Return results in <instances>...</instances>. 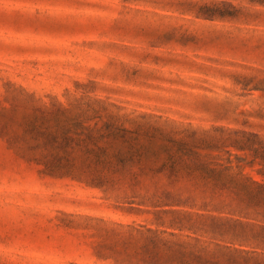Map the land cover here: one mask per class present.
<instances>
[{"label": "rangeland", "instance_id": "1", "mask_svg": "<svg viewBox=\"0 0 264 264\" xmlns=\"http://www.w3.org/2000/svg\"><path fill=\"white\" fill-rule=\"evenodd\" d=\"M264 264V0H0V264Z\"/></svg>", "mask_w": 264, "mask_h": 264}, {"label": "crops", "instance_id": "2", "mask_svg": "<svg viewBox=\"0 0 264 264\" xmlns=\"http://www.w3.org/2000/svg\"><path fill=\"white\" fill-rule=\"evenodd\" d=\"M228 264V263H227ZM229 264H245V263H229Z\"/></svg>", "mask_w": 264, "mask_h": 264}]
</instances>
